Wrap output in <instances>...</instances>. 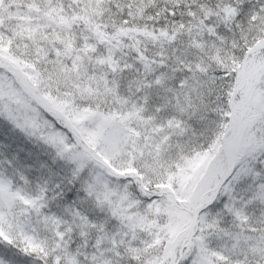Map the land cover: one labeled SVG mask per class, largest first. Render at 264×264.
Instances as JSON below:
<instances>
[{"label": "snow or ice", "instance_id": "6c2138e0", "mask_svg": "<svg viewBox=\"0 0 264 264\" xmlns=\"http://www.w3.org/2000/svg\"><path fill=\"white\" fill-rule=\"evenodd\" d=\"M0 156V264H264V0H0Z\"/></svg>", "mask_w": 264, "mask_h": 264}, {"label": "trees", "instance_id": "16d2710c", "mask_svg": "<svg viewBox=\"0 0 264 264\" xmlns=\"http://www.w3.org/2000/svg\"><path fill=\"white\" fill-rule=\"evenodd\" d=\"M21 147L26 149L28 146H26V145H21ZM0 158H3V157L0 156Z\"/></svg>", "mask_w": 264, "mask_h": 264}]
</instances>
